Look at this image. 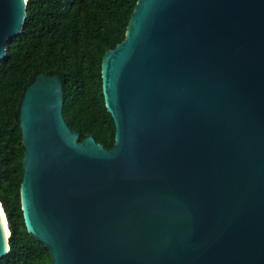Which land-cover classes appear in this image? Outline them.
Segmentation results:
<instances>
[{"label":"water","instance_id":"water-1","mask_svg":"<svg viewBox=\"0 0 264 264\" xmlns=\"http://www.w3.org/2000/svg\"><path fill=\"white\" fill-rule=\"evenodd\" d=\"M27 4L0 0V60ZM102 79L111 150L67 124L59 75L22 100V210L52 264H264V0H138Z\"/></svg>","mask_w":264,"mask_h":264},{"label":"trees","instance_id":"trees-1","mask_svg":"<svg viewBox=\"0 0 264 264\" xmlns=\"http://www.w3.org/2000/svg\"><path fill=\"white\" fill-rule=\"evenodd\" d=\"M138 0H28L22 33L0 60V202L11 235L0 264H52L49 249L29 234L21 203L24 174L20 108L38 75H59L63 115L80 132L111 150L115 122L102 79L105 53L126 36Z\"/></svg>","mask_w":264,"mask_h":264},{"label":"bare ground","instance_id":"bare-ground-1","mask_svg":"<svg viewBox=\"0 0 264 264\" xmlns=\"http://www.w3.org/2000/svg\"><path fill=\"white\" fill-rule=\"evenodd\" d=\"M0 217H1V221H2V224H3V227H4V230L7 234V237L8 239L10 238V232L8 230V223H7V217H6V214L4 212V209H3V206H2V203L0 202Z\"/></svg>","mask_w":264,"mask_h":264}]
</instances>
